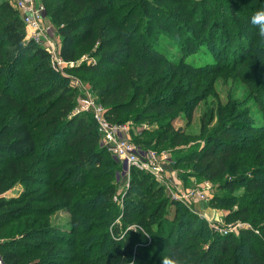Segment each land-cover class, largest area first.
Segmentation results:
<instances>
[{
  "label": "trees",
  "instance_id": "trees-1",
  "mask_svg": "<svg viewBox=\"0 0 264 264\" xmlns=\"http://www.w3.org/2000/svg\"><path fill=\"white\" fill-rule=\"evenodd\" d=\"M40 1L59 29L60 57L75 64L66 71L92 76L107 120L154 126L133 136L144 152L189 144L188 134L173 124L181 98L163 95L168 88L162 84L170 87L205 70L189 59L214 42L207 33L214 13L264 7V0ZM159 40H168L181 57L165 53ZM87 53L97 60L77 63ZM207 64L204 72L216 66ZM78 96L53 68L49 52L26 40L11 0H0V255L5 264H162L164 256H178L184 264H264L263 128L227 104L230 112L224 116L221 109V126L207 133L204 146L179 151L173 159L174 167L191 166L196 178H224L219 186L224 196L212 205L228 209L226 223L243 225L237 234L225 235L180 207L160 217L161 190L149 173L136 168L120 195L119 212L114 197L122 166L102 143L92 114L77 112ZM183 102L182 108L192 110L191 101ZM15 181L25 191L3 198ZM37 184L45 188L39 201L29 188ZM60 205L72 216L69 228L41 227ZM119 217L121 226L113 225ZM54 257L58 260L49 261Z\"/></svg>",
  "mask_w": 264,
  "mask_h": 264
},
{
  "label": "rangeland",
  "instance_id": "rangeland-1",
  "mask_svg": "<svg viewBox=\"0 0 264 264\" xmlns=\"http://www.w3.org/2000/svg\"><path fill=\"white\" fill-rule=\"evenodd\" d=\"M256 10L258 8L254 7L252 11L246 8L245 14H241L240 12H233L229 8L224 11L225 15L221 11L218 12L217 16H215V12L211 18L213 22H211L207 32L213 36L214 42L210 46L203 45L201 48L207 50L203 51L199 56L189 59V61L194 63L195 67H205V70L192 76L189 79L191 82H188L189 80L176 79V82L170 87L168 82H166V86V83L162 84L164 89L168 88L167 91L164 90L163 95L173 96L178 94V97L181 98L180 106H177L178 110L174 113L173 124L176 131H184L190 137L189 144L185 149L191 147L192 149H199L204 146L207 133H213L221 126V109H224V116L230 112L227 104L231 105L232 111L238 113L237 115L245 117L257 127L264 129V44L260 42L255 34V29L251 27L248 17V14L252 15L253 11L255 12ZM47 19L52 26L51 37L48 38V42L57 50L61 44L59 29L52 20ZM45 43H40L39 46L43 47ZM251 43H254V47L248 52ZM157 44L164 48L165 53H168L174 59L181 57L180 52L173 48L168 40H159ZM93 50H96V48ZM96 60L97 57L87 53L77 63H91ZM219 62L222 63L220 64ZM207 63L211 65L213 63L216 66L209 67L213 68L210 72H204L208 69L206 67ZM56 72L66 77L68 83L78 89L79 96L76 110H81L82 105L90 99L98 100L92 80H90L92 77L90 74H72L67 72L66 68L56 70ZM175 85H177L178 90L173 88ZM185 99L193 103L192 110L191 107L182 108L185 105L183 102ZM121 125L127 127L126 138L131 142H133V136H136L138 132L154 128L150 121L134 122L129 120ZM149 135H153V133L147 134V136ZM185 149L169 145L167 147L161 146L160 150L162 151L160 152L152 148L149 150L157 153L165 152L169 159L161 175H153L147 172L151 175L153 183L157 185L155 189L159 188L161 190L158 197L163 199L165 205L160 217L167 218L169 215L172 216L175 208L180 207L206 220L216 232L225 235L237 234L238 224L240 223L232 224L224 221L228 209L219 205H212L214 198L224 196L223 191H219L220 181H223L224 178L219 181L196 178L191 166L186 164L178 167L173 166V159H175L177 153ZM129 182L117 188L114 202L119 212L123 208V201L120 200V195L124 194ZM25 187V185L15 181L6 194L3 195V198L11 199L16 197L25 191ZM29 188L32 189V196L39 201L38 197L44 194L45 188L39 184L29 186ZM35 205L42 208L48 207V204L39 202H36ZM236 207L233 206L235 209ZM71 220L72 216L68 209L60 205L47 220L41 222V227H46L48 224L50 227H55V229L66 230L69 228ZM119 220L120 217L115 220L113 225L120 224ZM39 221H41V218H39ZM58 233L63 234L61 232ZM39 235L44 239H49L47 235L42 233ZM58 249H61L62 252L61 247ZM56 258H51L49 261Z\"/></svg>",
  "mask_w": 264,
  "mask_h": 264
},
{
  "label": "built area",
  "instance_id": "built-area-1",
  "mask_svg": "<svg viewBox=\"0 0 264 264\" xmlns=\"http://www.w3.org/2000/svg\"><path fill=\"white\" fill-rule=\"evenodd\" d=\"M11 4L19 11L22 17L25 25L26 40L38 45L46 42L43 48L48 50L55 71L75 65L74 63H65L59 54L60 47L56 50L48 42V38L51 37L52 26L47 19L45 6L40 0H11ZM77 112H90L92 114L102 143L108 148L111 157L121 164L122 169L116 173L119 185L129 182L132 168L149 172L153 175H161L164 172V166L169 161L168 155L165 152H144L136 144L129 141L126 138L127 127L110 123L105 116L104 107L98 100L90 99L86 101L82 105L81 110L78 109ZM120 200L123 201V197H120ZM242 226L241 223L238 224V228ZM130 228H133V226ZM0 264H5L1 255Z\"/></svg>",
  "mask_w": 264,
  "mask_h": 264
},
{
  "label": "clouds",
  "instance_id": "clouds-1",
  "mask_svg": "<svg viewBox=\"0 0 264 264\" xmlns=\"http://www.w3.org/2000/svg\"><path fill=\"white\" fill-rule=\"evenodd\" d=\"M249 23L260 42L264 44V7L256 10L249 18ZM162 264H184V261L178 256L162 257Z\"/></svg>",
  "mask_w": 264,
  "mask_h": 264
},
{
  "label": "water",
  "instance_id": "water-1",
  "mask_svg": "<svg viewBox=\"0 0 264 264\" xmlns=\"http://www.w3.org/2000/svg\"><path fill=\"white\" fill-rule=\"evenodd\" d=\"M124 168H125V166H124Z\"/></svg>",
  "mask_w": 264,
  "mask_h": 264
}]
</instances>
